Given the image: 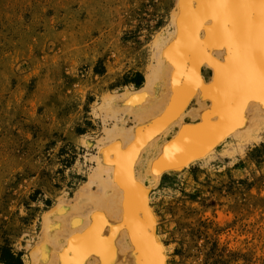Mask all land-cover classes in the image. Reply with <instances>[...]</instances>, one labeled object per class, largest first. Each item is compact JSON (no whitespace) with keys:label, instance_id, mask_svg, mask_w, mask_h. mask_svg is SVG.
Instances as JSON below:
<instances>
[{"label":"rangeland","instance_id":"374dc122","mask_svg":"<svg viewBox=\"0 0 264 264\" xmlns=\"http://www.w3.org/2000/svg\"><path fill=\"white\" fill-rule=\"evenodd\" d=\"M177 1L0 0V246L21 247L25 260L49 243L42 217L57 198L77 203L100 148L120 135L107 134L109 121L135 122L124 108L112 114L105 97L133 90L135 70L144 80ZM151 205L168 264H264V130L164 173Z\"/></svg>","mask_w":264,"mask_h":264},{"label":"bare ground","instance_id":"6f19581e","mask_svg":"<svg viewBox=\"0 0 264 264\" xmlns=\"http://www.w3.org/2000/svg\"><path fill=\"white\" fill-rule=\"evenodd\" d=\"M177 2L175 27L156 36V62L142 85L103 99L105 107L124 108L135 123L127 127L122 115L117 118L113 132L120 135L100 148L72 197L77 203L57 198L44 213L39 237L53 244L43 243L39 255L29 249L25 264H168L151 205L162 175L264 130V0ZM80 142L91 145L83 137ZM66 233L59 251L65 242L59 236Z\"/></svg>","mask_w":264,"mask_h":264},{"label":"trees","instance_id":"16d2710c","mask_svg":"<svg viewBox=\"0 0 264 264\" xmlns=\"http://www.w3.org/2000/svg\"><path fill=\"white\" fill-rule=\"evenodd\" d=\"M140 79L136 81L137 85L141 84V75ZM22 252H16L13 250V247L10 244L0 246V262L3 264H23L22 261Z\"/></svg>","mask_w":264,"mask_h":264},{"label":"crops","instance_id":"0c3cea01","mask_svg":"<svg viewBox=\"0 0 264 264\" xmlns=\"http://www.w3.org/2000/svg\"><path fill=\"white\" fill-rule=\"evenodd\" d=\"M135 71H136L135 76H138V75L143 76V74H142L141 71H139V72H138V70H135ZM135 76H134V77H135ZM143 81H144V80H143ZM143 81H141V82L143 83ZM134 82H136V81L131 80V81H129V83H126V84H130V87L133 88V90H136L139 86L142 85V83H141L140 85H137V84L134 83ZM133 86H134V87H133ZM133 117H134V116H133ZM133 117H132V115H130V116H129V119H130L131 121L134 122L135 118L132 119ZM96 119H97L99 125H101V124H102L101 118H100V117H99V118L97 117ZM111 121H112V122H111ZM114 123H116L115 120H110V121H109V127H108V128L111 129V130L114 129V126H115ZM134 123H135V122H134ZM112 124H114V126H113ZM111 126H113V127H111ZM125 126H126V124H125ZM129 126H130V125H129ZM127 127H128V126H127ZM113 139H116V138H113ZM131 139H132V137H131L129 140H131ZM13 250L16 251V252H22V253H23V255H22V261H23V264H25L24 255L26 254V252H25L21 247H16V246H13ZM0 264H3V263H0Z\"/></svg>","mask_w":264,"mask_h":264},{"label":"snow or ice","instance_id":"6c2138e0","mask_svg":"<svg viewBox=\"0 0 264 264\" xmlns=\"http://www.w3.org/2000/svg\"><path fill=\"white\" fill-rule=\"evenodd\" d=\"M261 82L264 84V65L261 66Z\"/></svg>","mask_w":264,"mask_h":264}]
</instances>
